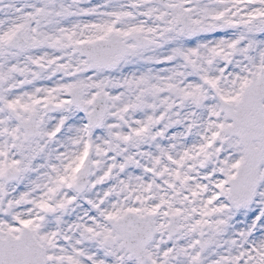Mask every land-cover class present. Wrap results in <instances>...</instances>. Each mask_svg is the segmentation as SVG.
<instances>
[{
    "label": "snow or ice",
    "instance_id": "6c2138e0",
    "mask_svg": "<svg viewBox=\"0 0 264 264\" xmlns=\"http://www.w3.org/2000/svg\"><path fill=\"white\" fill-rule=\"evenodd\" d=\"M0 264H264V0H0Z\"/></svg>",
    "mask_w": 264,
    "mask_h": 264
}]
</instances>
